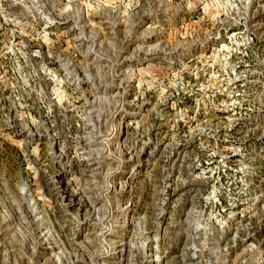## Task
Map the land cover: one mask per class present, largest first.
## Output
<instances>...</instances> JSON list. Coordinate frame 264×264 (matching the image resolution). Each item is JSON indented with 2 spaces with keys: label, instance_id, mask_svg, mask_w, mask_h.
<instances>
[{
  "label": "rangeland",
  "instance_id": "1",
  "mask_svg": "<svg viewBox=\"0 0 264 264\" xmlns=\"http://www.w3.org/2000/svg\"><path fill=\"white\" fill-rule=\"evenodd\" d=\"M0 264H264V0H0Z\"/></svg>",
  "mask_w": 264,
  "mask_h": 264
}]
</instances>
